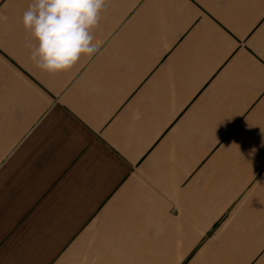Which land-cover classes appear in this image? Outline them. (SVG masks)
I'll return each instance as SVG.
<instances>
[{
	"label": "crops",
	"instance_id": "1",
	"mask_svg": "<svg viewBox=\"0 0 264 264\" xmlns=\"http://www.w3.org/2000/svg\"><path fill=\"white\" fill-rule=\"evenodd\" d=\"M31 2L0 0V264H264V0H105L56 75Z\"/></svg>",
	"mask_w": 264,
	"mask_h": 264
},
{
	"label": "clouds",
	"instance_id": "2",
	"mask_svg": "<svg viewBox=\"0 0 264 264\" xmlns=\"http://www.w3.org/2000/svg\"><path fill=\"white\" fill-rule=\"evenodd\" d=\"M104 6L105 0H32L22 17L31 37L30 59L56 75L71 70L82 56L95 55L94 30Z\"/></svg>",
	"mask_w": 264,
	"mask_h": 264
}]
</instances>
